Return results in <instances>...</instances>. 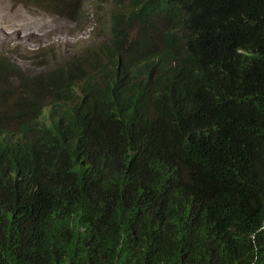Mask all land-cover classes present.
<instances>
[{"label": "trees", "instance_id": "trees-1", "mask_svg": "<svg viewBox=\"0 0 264 264\" xmlns=\"http://www.w3.org/2000/svg\"><path fill=\"white\" fill-rule=\"evenodd\" d=\"M111 1L96 47L0 57V264H264V0Z\"/></svg>", "mask_w": 264, "mask_h": 264}, {"label": "rangeland", "instance_id": "rangeland-1", "mask_svg": "<svg viewBox=\"0 0 264 264\" xmlns=\"http://www.w3.org/2000/svg\"><path fill=\"white\" fill-rule=\"evenodd\" d=\"M74 1L82 6L80 11L62 8L59 12L47 0L40 4L0 0V26H5V32L17 28L22 33H13L6 42L7 49H0V57L5 56L19 71L31 73L42 69L39 63L49 62L51 57L96 47L108 32L109 1ZM24 31L32 35L24 41L29 49L14 50L16 37L23 36Z\"/></svg>", "mask_w": 264, "mask_h": 264}, {"label": "bare ground", "instance_id": "bare-ground-1", "mask_svg": "<svg viewBox=\"0 0 264 264\" xmlns=\"http://www.w3.org/2000/svg\"><path fill=\"white\" fill-rule=\"evenodd\" d=\"M4 27L5 26H2V27L0 26V49L1 50L7 49L6 42L8 41V39L11 36H13L14 32H16L17 34L21 32L17 28H15L14 30L12 28H10V30L8 31L10 33L9 34L7 31L5 32ZM24 32H26V31H24ZM21 34L22 33H20L19 35H21ZM30 36H32V35H29L28 32H26V33H24L23 36L16 37L17 38V45L14 46L15 47L14 50H27V49H29L28 44H25L24 41Z\"/></svg>", "mask_w": 264, "mask_h": 264}, {"label": "clouds", "instance_id": "clouds-1", "mask_svg": "<svg viewBox=\"0 0 264 264\" xmlns=\"http://www.w3.org/2000/svg\"><path fill=\"white\" fill-rule=\"evenodd\" d=\"M21 1H23V2H29V1H27V0H21ZM50 1V0H49ZM74 1V0H73ZM109 1V4H108V11H110V8H109V5H110V3H114V2H112L111 0H108ZM51 2V1H50ZM52 3V5H55V3H53V2H51ZM73 7V6H72ZM81 5L79 4V9H81ZM61 8H63L62 6H61ZM74 8V7H73ZM42 9V8H41ZM63 9H66V10H70L71 12H74L73 10H71V9H68V8H63ZM43 10H45V9H43ZM78 11H80V10H78ZM75 12H77V11H75ZM109 25H110V17H109V13H108V27H109ZM109 34V28H108V32H107V34L105 35V36H107ZM104 36V37H105ZM103 37V38H104ZM89 49V48H88ZM81 53H83V52H81ZM72 54H78V53H76V52H71V53H67L64 57H51L50 58V61L49 62H46V63H39L41 66H43L42 67V69H44L45 67H47L48 65H52V64H54V63H56V62H58V61H60L61 59H63V58H65V57H67V56H69V55H72ZM4 58L3 59H5V60H8L7 58H5V56H3ZM42 69H40V70H36V71H41ZM36 71H34V72H31V73H35ZM20 72H22V71H20ZM22 73H24V72H22Z\"/></svg>", "mask_w": 264, "mask_h": 264}]
</instances>
